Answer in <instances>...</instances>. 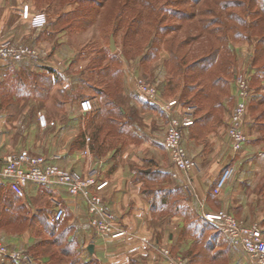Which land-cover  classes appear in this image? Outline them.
<instances>
[{"label": "rangeland", "instance_id": "obj_1", "mask_svg": "<svg viewBox=\"0 0 264 264\" xmlns=\"http://www.w3.org/2000/svg\"><path fill=\"white\" fill-rule=\"evenodd\" d=\"M219 1L22 0L21 19L25 21V25L31 28L32 17L43 13L48 19V24L39 28L40 39H36L37 43L10 41L14 46H28L35 49L39 56L37 59L28 57L20 61L3 59L10 63L25 61L28 68L25 71L28 72L25 73L26 75L20 72L22 77L16 74L14 78H10V74H6L5 77L0 78L1 146H7L11 152L31 149L34 151H29L31 154L41 155L39 153L43 151L39 147L46 144L52 146L53 141H44L43 137H40L36 125V122L39 124L38 113L44 114L46 120L50 121L48 116L57 113L55 102L59 99L63 102L72 101L73 104H79L84 98L95 95L96 102L102 104L106 97L102 89L110 79L109 76L111 75L117 81L123 74L134 79L136 99L147 108L156 110L158 114L163 113L162 122L165 127L161 128V131L165 132L168 116L137 91L135 84L137 79L154 84L162 100H176L180 108L192 106L195 118L204 115L206 108H210L216 102L212 112L208 114L213 117L214 123L207 129L211 130L215 127V123L223 124L228 136L229 117L236 102L235 78L241 74L245 75L251 89L243 126L245 142L256 143L259 146L257 147L264 151V139L261 138L263 129L261 130V118H259V113L264 108V0H222L228 4L224 7ZM69 2H77L78 7L81 8L75 12L71 26H68L71 20L67 18L60 20L58 17L62 14L61 7ZM29 6L37 12L31 13ZM188 14L191 18L187 20ZM141 18H144L143 28L137 25ZM203 24L210 28H218L217 33L207 36L203 31ZM173 27L174 30H172ZM33 31L35 30L30 29V32ZM58 32H66L64 40L70 48V53L67 60L59 59L54 62L48 58L52 56V46L56 49L61 47V44L53 39L54 34ZM220 35L223 36L221 41L218 40ZM111 37L114 44L113 50L110 48ZM167 38L186 42L183 43L181 51V54L186 56V62L182 66L177 65L182 73L186 71L187 64L204 55L211 49L210 47L219 48L220 46L218 61L221 60L222 65L227 66L225 71L221 72L224 84L221 85L222 89H217L218 87L212 89L216 93L210 99L204 100L206 105L202 106L203 108L198 98H192L198 89V84L194 83L195 80H186L182 74L177 77L179 79L172 91L168 90L166 81L172 77L170 69L173 65L171 53L164 41ZM45 39L48 44H38L40 41L41 43L46 41ZM43 54H46L47 58ZM114 71L116 74L112 75ZM36 74H44L46 81L35 78ZM36 82L37 85L45 83L46 91L40 93L37 87L33 86ZM186 84H194L193 90L187 94V97L182 91ZM259 102L263 105L260 103L257 109L251 108L252 103ZM42 105H45L49 114L43 111ZM126 109L127 114H130L127 106ZM60 116L59 114V119ZM77 117V120L81 118L83 125L89 119L80 114H77ZM158 129L159 126H155V130ZM251 134L255 137L250 138ZM79 140L75 139L70 145L80 150L85 148V136L83 141ZM154 141L158 142L160 149L162 148L163 159L170 160L163 139L161 144L159 140ZM183 147L185 148L184 144ZM85 150H81L83 154L87 153ZM171 176L178 178L177 174L174 177L172 173ZM185 190L190 191L186 188ZM173 192V199H168L167 202H164V196L160 199V195H157V203L153 204L154 210H152L157 217L153 219V223L160 229H154L156 234L146 243L145 253L137 254L131 251L126 257L124 255V259L119 258L116 253L110 255L102 252L100 255V253L94 254L93 250L90 252L88 245L79 240L69 229L66 215L59 222H51L52 202L49 197L44 196L15 199L12 202V214H9L7 219L0 218V235L29 229L34 236L33 240L36 239V243H31L26 252L31 261L11 264H148L145 261L151 251L153 255L150 264H167L165 249L169 252V258L187 264L185 259L187 251H184L183 245L188 239H191L189 249L191 255L195 254L194 252L199 254L210 252L212 249L217 250L215 247L218 246H221L222 250L226 248L224 239L216 242V238H221V233L214 225L201 218L200 207L198 211H195L198 214L194 221L184 222L177 219L176 216L182 211L176 205L182 190L178 188ZM171 215H174L176 219L172 220ZM37 217L40 218L39 221ZM110 221L117 227V222ZM250 223L260 226L264 238V219ZM89 224L93 228L91 218ZM93 230L97 237L110 238L99 234L95 228ZM198 230L209 231V237L207 233L203 234ZM0 238L5 242L2 235ZM241 251L243 252L242 249ZM232 255L237 257L239 264H246L239 250ZM216 264H229L227 255L222 253Z\"/></svg>", "mask_w": 264, "mask_h": 264}, {"label": "crops", "instance_id": "obj_2", "mask_svg": "<svg viewBox=\"0 0 264 264\" xmlns=\"http://www.w3.org/2000/svg\"><path fill=\"white\" fill-rule=\"evenodd\" d=\"M21 1L0 0V40L37 43L36 39H40L39 28L25 25V21L21 19L23 7ZM77 8V2H69L64 4L60 11L64 14ZM29 10L31 13L37 12L31 6ZM30 29L36 32H30ZM65 33L54 34L53 39L61 44V47L56 49L52 46V56L48 59L54 62L59 59L67 60L70 48L64 40ZM45 43L48 44V41L38 42L40 45ZM43 55L46 57V54ZM25 70H28L25 61L10 63L0 59V78L5 77L6 74L14 78L20 72L26 75L28 71ZM109 77L105 88L102 89V93L106 96L102 104L96 102L95 95H92V98L88 97L93 103V110L89 113L84 114L80 109V103L73 104L72 101L63 102L59 99L55 102L57 113L53 115L47 112L45 105H42L43 111L49 114V120L54 124L44 128L38 122L36 125L40 137L42 136L44 141H53V145L46 144L39 147L43 151L39 154L61 167L78 172H84L88 166L101 162V178L107 182V185L100 190L101 212L114 223L117 222V227L125 229L126 233L115 239L97 237L89 224L91 215L85 199L81 195L68 194L61 186L28 184L21 198L37 196L49 197L50 200L58 198L65 207L68 227L79 240L88 246L91 244L94 254L116 253L121 259L131 251L137 254L145 253L146 243L156 234L154 229H160L153 223V219L157 217L152 211L153 204L157 203V195L164 196V202H167L168 199H173L174 189L182 190V195L176 204L182 209L176 216L178 220L194 221L198 214L195 211L199 210L201 203L207 211L224 209L247 223L264 219V151L260 150L256 143L245 142L239 152H233L225 126L215 123V127L211 130L207 129L214 123L213 117L208 114L198 116L194 124L186 128L183 133V144L188 155L197 162V168L189 173L178 172L169 159L168 161L163 159L161 154L163 150L159 148L158 142L154 141L159 140L160 144L162 143L164 131L160 129L165 127L162 122L163 113L158 114L156 110L147 108L136 99L133 78H128L126 74H123L122 78L118 77L117 81L111 75ZM125 105L130 114H127ZM179 109L177 105L175 111L178 112ZM99 112L100 114L97 115ZM77 114L85 116L86 119L89 117L85 125L80 121V117L76 119ZM155 126H159V129L155 130ZM95 128L97 149L90 146ZM80 133L86 140V150L84 147L81 149L87 152L85 154L70 145ZM149 136L150 141H148ZM251 137L255 136L251 134ZM8 152H11L10 149L5 145L1 146L0 143V157ZM228 163L235 166V173L220 193L213 195L211 186L221 169ZM174 172L178 175L176 179L171 176ZM186 183L190 191L182 187ZM18 198L20 197L10 190L7 180L0 176L1 219H7L8 215L12 214V202ZM170 217L172 220L176 219L174 215ZM199 231L203 234L207 233V237L210 235L207 230ZM1 235L4 243L10 248L25 252L31 243H36L29 229ZM220 237L215 239L216 242L224 239L226 248L222 250L221 246L216 244L217 250L211 248L210 255L203 256L202 259H194L192 256L194 254L189 253L191 239H188L183 245L185 247L182 246L184 251H187L185 255L187 264H210V262L216 264L222 253L227 255L229 264H239L237 257L232 255L236 250L243 254L246 264H253V261L241 249L234 247L222 233ZM149 253L145 261L148 264L152 262L153 255L152 251ZM214 254L216 256L211 258L210 256Z\"/></svg>", "mask_w": 264, "mask_h": 264}, {"label": "built area", "instance_id": "obj_3", "mask_svg": "<svg viewBox=\"0 0 264 264\" xmlns=\"http://www.w3.org/2000/svg\"><path fill=\"white\" fill-rule=\"evenodd\" d=\"M46 15L36 14L32 17V27L41 28L46 22ZM24 57L37 59L39 56L35 49L28 46H14L10 41H0V58L11 61H20ZM137 91L149 102L159 107L168 116L164 132L163 143L169 152L170 160L178 172L189 173L197 168V162L191 158L182 144L184 130L191 126L195 120V112L192 106H185L175 111L176 100H162L154 84L141 79L136 82ZM236 102L230 113L227 133L231 141L233 152H239L246 136L243 131L247 105L251 95V89L245 75H237L235 78ZM81 111L86 114L93 110L90 98H84L80 102ZM38 121L41 127L53 125L46 120L44 114L38 113ZM101 162L88 166L84 172H78L71 168L61 167L49 161L43 155H34L29 151L8 152L0 157V176L8 182L10 190L18 197L24 196V188L28 184L34 185H58L63 187L68 194L81 195L91 215V225L101 235L110 238H118L126 233L123 228L115 227L112 222L101 212L100 205L102 190L107 182L102 177ZM235 166L226 164L217 175L211 186L213 195H217L233 177ZM177 172L173 173L175 177ZM189 189L188 183L183 185ZM51 222H59L65 215V207L61 200L52 198ZM200 216L208 223L214 225L229 242L243 250L253 264H264V238L260 226L256 223H247L243 219L235 217L224 209L207 211L203 203L199 205ZM167 264H184L183 261H175L169 258L168 250H164ZM29 255L22 250L10 248L0 238V264L13 262H30Z\"/></svg>", "mask_w": 264, "mask_h": 264}, {"label": "trees", "instance_id": "obj_4", "mask_svg": "<svg viewBox=\"0 0 264 264\" xmlns=\"http://www.w3.org/2000/svg\"><path fill=\"white\" fill-rule=\"evenodd\" d=\"M197 1V0H195ZM219 3L222 5V7L224 6H227L228 4L223 2L222 0L219 1ZM78 9H81V8H77L76 10L72 11V12H69V13H62V14H59V18L60 20L63 19V18H67V20H71L68 24V26H71V22L74 20L72 18H75V15H76V11ZM185 17V16H184ZM187 20L189 18H191V16L188 14L186 16ZM144 21V18H141L137 25L138 26H142V23ZM46 24H48V19L46 18V22L45 24L42 26L44 27ZM146 27V26H145ZM143 28V26H142ZM217 29L218 28H210L209 26H205L203 24V31L205 32V34L207 36H212L213 34H216L217 33ZM138 30V29H137ZM172 30H174V27L172 28ZM199 35H201V32H199ZM196 37V36H195ZM220 39H218L219 41H221L223 39V36H219ZM165 45L167 47V49H169L170 53H171V62H172V65L173 67L170 69V73L172 75L171 79L167 80L166 81V84H167V88L169 91H172L173 87L177 84V81L179 78L180 75H184V78L186 80H195L196 82H194L195 84H198V89L196 90V94H194L195 96L192 97V98H198L197 100L199 101V103L201 104V108H203L205 105H206V102H204L205 99L207 98H211L213 96L214 91L212 89H214L215 87L217 89H222L221 85L224 84V80H223V77H222V73L225 71V68L223 65H222V62L221 60L218 61V50L220 48V46H218L219 48H213V47H210L211 49H209L204 55L200 56L199 58H196L195 60L191 61L190 64H187L185 66V72L182 73V71L180 69H178V64H180L181 66L185 64L186 62V56L182 55L181 54V51H182V47L184 46L183 43H186L185 41L183 42L182 41H177L176 39H165ZM229 66V65H228ZM222 72V73H221ZM113 74H116V71L112 72V75ZM19 76L22 77V75L19 74ZM29 76V75H28ZM35 78H38V79H44V81H46V76L44 74H36L34 76ZM39 84V82H38ZM45 83H43L44 85ZM23 86H25L24 84H22ZM37 85V82L35 85L33 86H36L37 90L41 92H45L46 91V88H45V85ZM193 87H194V84H186L183 86V92L185 93V97H187V94L189 92H191L193 90ZM35 88V87H34ZM213 91V92H212ZM222 93V92H221ZM184 97V98H185ZM183 99V98H182ZM190 99V98H188ZM184 100V99H183ZM216 102H214L212 104V106H210V108H206L205 112H204V115H207L209 113L212 112L213 108H214V105H215ZM263 105L262 102H259L258 104L257 103H252L251 104V108L252 109H257V107L260 105ZM256 105V106H255ZM200 106V105H199ZM203 106V107H202ZM99 113H97V115H99ZM96 117V116H95ZM259 118H261V130L263 129L262 133H261V138L262 140L264 139V108L261 109L260 113H259ZM196 120V118H195ZM194 120V122H195ZM193 122V124H194ZM99 128V127H98ZM96 128L95 130L93 131L92 133V137H93V140L91 141L90 143V146L91 148H98V146L96 145V143L98 142L96 140ZM82 136L83 134L80 133L78 138L77 139H80L81 141L82 140ZM79 140V141H80ZM212 193V192H211ZM161 196V195H160ZM163 198V197H160V199ZM162 201V200H161ZM37 220L39 221L40 218L37 217ZM211 252V251H210ZM210 252H203V253H196L193 255V258L194 259H202L203 256H207V255H210ZM193 253V252H191ZM216 256L215 254L212 256H210L211 258ZM210 262V261H209ZM208 262V263H209ZM210 264H213V262H210Z\"/></svg>", "mask_w": 264, "mask_h": 264}, {"label": "water", "instance_id": "obj_5", "mask_svg": "<svg viewBox=\"0 0 264 264\" xmlns=\"http://www.w3.org/2000/svg\"><path fill=\"white\" fill-rule=\"evenodd\" d=\"M110 48H111V50H113V48H114L113 38H112V37L110 38ZM88 249H89L90 252H92V250H93V246L90 244V245L88 246Z\"/></svg>", "mask_w": 264, "mask_h": 264}]
</instances>
